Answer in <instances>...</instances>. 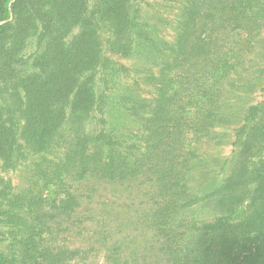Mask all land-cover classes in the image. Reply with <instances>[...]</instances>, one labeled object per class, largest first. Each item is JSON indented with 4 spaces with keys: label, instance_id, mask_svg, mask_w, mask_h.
<instances>
[{
    "label": "trees",
    "instance_id": "16d2710c",
    "mask_svg": "<svg viewBox=\"0 0 264 264\" xmlns=\"http://www.w3.org/2000/svg\"><path fill=\"white\" fill-rule=\"evenodd\" d=\"M132 3L0 0V165L12 168L28 152L45 156L62 138L70 147L60 160L36 161L20 190L0 175V264L85 260L87 249L69 238L75 225L82 227L83 196L70 186L63 190L65 180L145 188L142 218L168 264H264V124H248L264 101L246 111L225 183L202 199L195 193L201 182L192 184L215 163L204 142L217 127L236 123L224 100L261 32L264 0H186L174 42L158 53V42L147 39L153 46L147 54L161 64L147 98L120 99L123 120L142 126L82 134L79 127L101 106L94 80L104 65L103 35L110 33L108 42L117 35L118 46L141 24ZM35 34L42 48L27 68L25 40ZM53 189L60 194L52 197ZM211 196L226 202L221 216L202 225L186 220ZM117 219L112 222L134 223L132 215ZM69 220L73 228L64 227Z\"/></svg>",
    "mask_w": 264,
    "mask_h": 264
},
{
    "label": "rangeland",
    "instance_id": "374dc122",
    "mask_svg": "<svg viewBox=\"0 0 264 264\" xmlns=\"http://www.w3.org/2000/svg\"><path fill=\"white\" fill-rule=\"evenodd\" d=\"M185 2L186 0H133L131 7L143 26L140 24L141 27L139 26L133 34L121 38L123 41L118 46L117 35L111 38V42H108L110 33L105 32L101 48L104 65L94 80L101 106L96 109L94 114L91 113V115L93 114L91 120L79 127L80 133L93 134L100 130H106L117 134V131L114 132L117 130V124H121L125 131H127V126L137 129L142 126V121L135 125V122L123 120V115L127 110L121 108L120 99L126 94H130L138 100L147 98V92L155 84L161 67L160 58L147 54L146 50L153 47L147 42V39L158 42L157 46L160 50L158 53L166 50L164 49L167 48L165 42L172 43L176 39L177 26L183 14ZM141 28L147 32H143ZM260 31L254 40L255 46L250 49L248 60L240 71L241 76H234L236 78L232 82L234 87L230 88L232 89L230 93L227 92L230 94V98L224 100L225 112L231 116L230 120L236 123L217 127L202 145L203 150L210 152L215 163L192 183L197 186L200 182L202 185L210 182L211 188L209 189H202L200 187L202 185H198L196 188L195 193L199 194L200 199L222 186L233 172L231 168L235 169L233 156L236 155L239 147L236 142L243 138L236 136L238 129L246 122L247 114L249 115V112H246L247 109L264 101V22L261 24ZM37 38L38 36L35 34L25 40L23 57L27 61L24 64L27 68L30 57L42 48L41 45L38 46ZM159 42L163 43L162 48L160 47L162 43ZM117 48L121 52L117 51ZM124 48H129L131 51L127 54ZM239 49L241 48H237V50ZM130 83H134L135 86L132 87ZM237 88L244 92H233ZM142 111H144L142 107L137 109V112L141 113ZM263 112L258 114V110H253L250 117L252 122L248 124L263 126V122L258 123L260 119L264 120ZM257 120L258 122H256ZM66 143L62 138L58 145L50 149L45 156L28 152L25 159L12 168H4L0 165V175L9 180L13 188L19 187L16 189L20 190L26 186L27 178H30L32 174L33 164L36 161L50 162L62 159L70 148L65 147ZM205 178H209V180L203 181ZM69 186L71 191L77 190L78 194L83 196L82 208L78 214L81 216L80 220L83 221V224L82 227L75 225L76 227L73 228L71 225L74 223L69 220L64 227H72L74 229L72 233L75 234L69 238H72L76 246L79 245L87 249L85 260L74 264H168L160 245L156 242L154 232L147 229L146 220L148 217L142 218L143 212H147L145 204L140 203L147 198L145 188H138L141 189L138 192L133 191V188H127L126 185L104 184L96 180L79 187L77 183L65 180L63 190ZM53 190L52 197L61 192ZM134 197L136 200L132 203L131 200ZM213 198L211 196L207 201H202L195 206L186 220L202 225L221 216L226 210V202L223 200L219 203L212 202ZM106 211L111 212V215L106 217ZM115 215L118 219H126L132 215L131 220L134 223L112 222ZM112 249L115 251L114 254L110 252ZM111 255L117 258L116 262L108 260L111 259Z\"/></svg>",
    "mask_w": 264,
    "mask_h": 264
}]
</instances>
